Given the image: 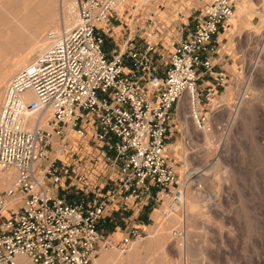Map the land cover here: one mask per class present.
Listing matches in <instances>:
<instances>
[{
	"label": "built area",
	"instance_id": "1",
	"mask_svg": "<svg viewBox=\"0 0 264 264\" xmlns=\"http://www.w3.org/2000/svg\"><path fill=\"white\" fill-rule=\"evenodd\" d=\"M144 1L63 0L46 47L5 85L0 167L15 173L0 191V264H19L20 257L99 264L102 251H124L146 233L140 226L119 239L106 233L100 224L113 211L151 202L167 206L162 214L185 211V182L169 134L185 98L196 127L209 123L203 97L210 102L213 88L199 81L207 76L227 87L225 69L215 70L218 36L231 25L238 0H203L192 22L177 25L173 50L147 38L154 15L142 21L139 10L154 0ZM88 134L95 148L88 160L104 158L112 186L93 201H71L61 191L83 159L75 146ZM172 234L182 240L187 231L177 227Z\"/></svg>",
	"mask_w": 264,
	"mask_h": 264
},
{
	"label": "rangeland",
	"instance_id": "2",
	"mask_svg": "<svg viewBox=\"0 0 264 264\" xmlns=\"http://www.w3.org/2000/svg\"><path fill=\"white\" fill-rule=\"evenodd\" d=\"M5 1L0 0V18H5L0 20V107L8 80L25 67L23 61L28 66L46 47V34L57 23L63 0H33L35 2H28L32 3L26 11L22 3L8 12L1 6ZM202 1L150 2L157 19L153 28L147 30V38L158 42L160 47L163 43L162 47L172 48V41L177 38L175 21L177 24L192 22ZM151 9L139 10L144 13L142 21L150 16ZM10 13H20V16L14 18ZM30 13L33 18L27 23L23 17ZM50 14H53V20ZM11 24L15 31L10 29ZM30 34L35 37L31 38ZM33 37L43 46L38 49L40 52L37 50L27 57L25 52L31 47ZM222 43L225 47L221 54L225 60L220 66H224L228 75L227 87L217 86V81L207 76L199 81L204 90L211 83L215 85H211V103L203 97L209 107L208 129L215 134L210 143L211 156H202L205 140L195 137L190 141L180 119L168 139L170 154L178 161V171L185 182L187 204L192 202L198 206L194 211L202 218H208L207 227H204L206 219V222L192 224L188 209L186 217L180 213L167 217L162 214L164 206L161 210L154 202L142 205L140 209L123 211L121 217L124 219L136 220L138 224V220L143 219L141 224L148 227L146 233L143 238L133 240L124 251H102L99 264H264V0H245V4L238 0L235 18ZM112 46L107 39L105 47ZM215 70L221 68L216 66ZM4 73L5 81L1 79ZM250 101L252 104L248 107ZM225 102L232 107L229 118L211 109L217 104L223 110ZM84 143L75 146L76 158L83 159L79 160L77 169L71 167L65 183L67 189L61 191L71 201H93L112 186L110 177L114 174L104 158L98 156L96 160H88L95 156L90 134ZM67 158V155L62 157L68 162ZM14 173V170L0 167V191L12 183ZM198 191H202V197L197 196ZM208 205L211 206L209 210ZM103 221L101 229L109 234L117 231L114 235L117 239L127 232L123 227L124 220L115 213ZM177 227L186 228L187 235L182 240L172 235V229ZM24 259L26 264H33L26 257Z\"/></svg>",
	"mask_w": 264,
	"mask_h": 264
},
{
	"label": "bare ground",
	"instance_id": "3",
	"mask_svg": "<svg viewBox=\"0 0 264 264\" xmlns=\"http://www.w3.org/2000/svg\"><path fill=\"white\" fill-rule=\"evenodd\" d=\"M30 1H32V2H35V1H33V0H6L5 2H3V5L1 4V6H3V8H4V10L5 11H10V9L11 8H14L15 6H19L20 4H22V3H24V10L26 11V7L27 6H29L30 4H28V2H30ZM140 1H142V2H145L144 0H140ZM240 1V0H239ZM244 1V4H245V0H243ZM49 2V1H48ZM150 2V1H149ZM148 2V5L147 6H145L143 9H146V8H149V9H151V4ZM242 5H243V3H241ZM252 5H253V3H252ZM32 6H33V4H32ZM28 8V7H27ZM31 8V7H30ZM48 10H49V8H48ZM124 9H120L119 11H120V13L123 11ZM12 11V10H11ZM24 12V11H23ZM39 12V11H38ZM26 13V12H25ZM29 13V12H28ZM51 13V12H50ZM14 18H17V16L19 17L20 16V13L19 14H15V13H10ZM10 15V16H11ZM23 15V14H22ZM50 15H52V16H50ZM49 16H50V19H52L53 18V14H50ZM33 18V14H28L26 17H23V19L24 20H26V22L28 23V22H30V20ZM57 18V17H56ZM235 18V17H234ZM4 20L5 18H3V17H1L0 18V20ZM22 19V18H21ZM24 20H22L23 21V23H24ZM53 20V19H52ZM233 20V19H232ZM231 20V21H232ZM13 21H15V20H12V22ZM20 21V20H19ZM18 22V21H17ZM21 22V21H20ZM25 22V23H26ZM11 23V22H10ZM19 23V22H18ZM22 23V22H21ZM70 25H72L73 24V21H71L70 20ZM15 25V24H14ZM32 25V24H31ZM11 26H12V24H11ZM23 26V25H22ZM22 26H21V24H20V27L22 28ZM41 26V25H40ZM231 26V25H230ZM229 26V27H230ZM234 26V25H233ZM30 27V26H29ZM43 27V26H42ZM13 26L12 27H10V29L11 30H13V31H15L16 30V28H13ZM41 28V27H40ZM23 29V28H22ZM9 31V30H8ZM40 31H43V30H40ZM17 34H18V32H16ZM38 33V32H37ZM39 34V33H38ZM24 35V34H23ZM30 36H31V38H32V36H34L33 34L31 35L30 34ZM35 37V36H34ZM33 37V38H34ZM27 38V37H26ZM30 39V38H29ZM27 40V39H26ZM33 41H31V39H30V41H31V47L29 48V50H25V49H21V48H17V49H21V51L22 52H25V54L27 55V57H29L30 56V54L31 53H33V52H36L39 48H41L43 45H41V44H39L38 42H36V40H35V38L34 39H32ZM16 49V50H17ZM43 50V49H42ZM39 51V50H38ZM41 51V50H40ZM39 51V52H40ZM23 65L25 64V67H27V65H26V61H23V63H22ZM24 67V68H25ZM1 79L3 80V81H5V79H6V74L4 73V74H2L1 75ZM10 80V79H9ZM8 80V81H9ZM2 81V82H3ZM252 101H250V102H248V107L250 106L249 104H252L251 103ZM211 103V98H210V102H209V104ZM244 103H246V102H244ZM247 104V103H246ZM217 106V107H216ZM254 105H252L251 107H253ZM220 108V106H218L217 104L215 105L214 104V106H212L211 107V109H213V112H215V113H221L222 112V114L224 115V116H227L228 118H229V116L231 115V109H232V107L230 106V105H228L226 102L224 103V108H223V110H220L219 109ZM245 109V108H244ZM249 109H251V108H249ZM190 112H191V110H190V106H189V104H188V101H187V98H185V99H183L182 100V102H181V104H180V108H179V119L181 120V122H182V124L185 126V130H186V133H187V135L189 136V138L188 139H190V141H193V139L195 138V137H197V138H203L204 140H205V146L203 147V149H204V151H203V153H202V156H205V157H207V156H211V152H210V147H211V141L214 139V137H215V134H214V131H212V130H210V129H208V127H209V124H207L205 127H203V128H198V127H196V125H195V123H194V121H193V119H192V117H191V114H190ZM189 114H190V116H189ZM227 122V121H226ZM171 145L169 144V147H170ZM198 155V154H197ZM200 159V158H199ZM204 159V158H203ZM202 173V172H201ZM197 174H200V172H198ZM194 175V174H193ZM203 176H204V174H202ZM1 186V185H0ZM195 196V195H194ZM197 196L198 197H202V191H198V194H197ZM187 200H189L188 199V196H187V198H186V194H185V201H186V205H185V212H175V213H180V214H182V216L184 217H186V214H187V209L189 210V214L191 215V217H190V220H191V223L193 222H197L196 224H198L199 222L200 223H202L203 221H205L204 219H206V226H204V227H207V224L209 223V220H208V218H202L201 216H199V215H197L195 212L196 211H194L195 210V208L196 207H198L196 204H194V203H192V202H188V204H187ZM164 210L165 209H167V206L165 205L164 207ZM210 209L211 208V206H209L208 205V207H207V209ZM208 209V210H209ZM163 210V211H164ZM175 213H173V212H170L169 210H168V215H167V217H172L173 215H175ZM184 213V214H183ZM189 217V216H188ZM192 223V224H193ZM189 224V223H188ZM187 224V225H188ZM191 225V224H190ZM204 225V224H203ZM189 226V225H188ZM193 226V225H192ZM173 235V234H172ZM174 237V236H173ZM175 238V237H174ZM190 248V247H189ZM194 248V247H193ZM192 248V249H193ZM189 250V249H188ZM190 251V250H189ZM195 251V250H194ZM197 254V253H196ZM98 259H99V257H98ZM98 259H97V261H98ZM27 263V261L24 259V257H20V259H19V264H26ZM99 263V262H98Z\"/></svg>",
	"mask_w": 264,
	"mask_h": 264
},
{
	"label": "crops",
	"instance_id": "4",
	"mask_svg": "<svg viewBox=\"0 0 264 264\" xmlns=\"http://www.w3.org/2000/svg\"><path fill=\"white\" fill-rule=\"evenodd\" d=\"M238 7V6H237ZM153 10L151 9V11H150V16H153L154 15V20L155 19H157V13L156 12H154L153 11V15H151V12H152ZM192 15V14H191ZM191 15H189V16H191ZM160 23V22H159ZM178 22L177 21H175V26H177L178 24H177ZM227 28H228V26H223L222 28H221V32H220V34H219V36H218V39H219V41H220V47H219V49H220V54L218 55V56H220L221 57V60H220V64L221 63H223L224 62V60H225V58L223 57V55L224 54H221V50H222V47H225V44H223L222 42L224 41V39H226V37H227ZM226 33V34H225ZM113 47H104V49H105V51L107 52V53H110L111 52V49H112ZM169 50H172V48L171 47H167ZM218 56H217V58L215 59V60H218ZM218 68H224V66H220V65H218ZM225 69V68H224ZM215 86L214 84H210V86ZM113 213H115V215L116 216H119V218L121 219V220H124V224H123V227H125V231H127V229L128 228H131L132 226H140V227H143V229H145V230H147V225L144 223L143 225L141 224V222H144L143 221V219L141 220V219H139L138 221H140V223L138 224V222H136V220H133V219H131V221H129L126 217H125V219H124V217H121V215H124V213L125 212H123V211H119V210H115V211H113L112 213H110L109 215H112ZM102 222H104L103 220L101 221V224L100 225H102ZM120 228V226H117V229H119ZM105 231V230H104ZM117 233V231H114L113 232V234L115 235ZM122 234H126V232H123ZM122 237H123V235H122ZM122 237H120V238H122Z\"/></svg>",
	"mask_w": 264,
	"mask_h": 264
}]
</instances>
